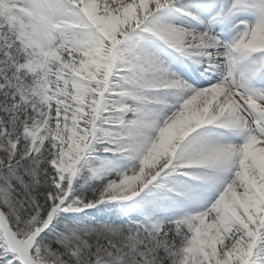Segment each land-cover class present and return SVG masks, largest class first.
I'll use <instances>...</instances> for the list:
<instances>
[{
  "label": "snow or ice",
  "instance_id": "obj_1",
  "mask_svg": "<svg viewBox=\"0 0 264 264\" xmlns=\"http://www.w3.org/2000/svg\"><path fill=\"white\" fill-rule=\"evenodd\" d=\"M0 264H264V0H0Z\"/></svg>",
  "mask_w": 264,
  "mask_h": 264
}]
</instances>
